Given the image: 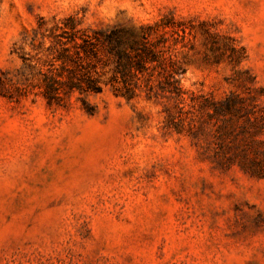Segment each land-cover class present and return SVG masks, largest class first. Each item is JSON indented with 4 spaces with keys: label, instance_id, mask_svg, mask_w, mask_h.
Returning <instances> with one entry per match:
<instances>
[{
    "label": "rangeland",
    "instance_id": "374dc122",
    "mask_svg": "<svg viewBox=\"0 0 264 264\" xmlns=\"http://www.w3.org/2000/svg\"><path fill=\"white\" fill-rule=\"evenodd\" d=\"M146 26L187 96L264 115V0H0V264H264V128L198 142L119 93L101 35Z\"/></svg>",
    "mask_w": 264,
    "mask_h": 264
},
{
    "label": "trees",
    "instance_id": "16d2710c",
    "mask_svg": "<svg viewBox=\"0 0 264 264\" xmlns=\"http://www.w3.org/2000/svg\"><path fill=\"white\" fill-rule=\"evenodd\" d=\"M152 29V26H146L141 41L132 43H126L117 29L101 35L102 43L108 46L111 53L116 52V67L121 73L123 85L122 89L118 90L119 93H124L127 98L135 97L136 93H145L148 99L166 98L172 101V109H166V128L177 134H185L198 142L211 133L213 138L233 136V139H236L242 135L248 140L254 136V130L264 128L262 109L251 98L236 93H230L221 99L204 95L187 96L180 87V68L176 62L156 50L153 44H149L147 37ZM126 45L135 52L133 56L121 51V47ZM93 49L94 44L91 45L90 51L93 52ZM47 88L48 97H54V93H49L54 92L53 85L48 84ZM100 90L95 80L88 79L86 91L97 93ZM250 126L252 131H248ZM248 149L242 148L243 159H246ZM227 160L228 164L232 163L231 158ZM244 166L245 163L242 167Z\"/></svg>",
    "mask_w": 264,
    "mask_h": 264
}]
</instances>
